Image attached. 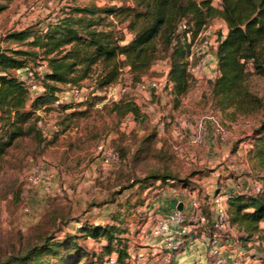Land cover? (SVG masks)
Returning a JSON list of instances; mask_svg holds the SVG:
<instances>
[{"label":"rangeland","instance_id":"374dc122","mask_svg":"<svg viewBox=\"0 0 264 264\" xmlns=\"http://www.w3.org/2000/svg\"><path fill=\"white\" fill-rule=\"evenodd\" d=\"M211 1L215 5L219 3V0ZM89 3L118 5L119 0L0 1L6 4L0 11V39L27 27L44 30L69 6ZM205 27L201 36L207 34L209 41L225 36L228 31L226 23L218 18L210 20ZM29 40L2 41L1 44L11 50H29L26 45ZM169 52L158 46V58L143 76L156 79L157 89H143L139 84L141 80L133 82L125 67L118 81L102 90L93 92L92 80H84L77 97L71 89L80 87L59 85L57 96L62 98V103L35 111L41 118L38 126L44 141L37 143L32 137L18 139L4 156L0 168V263L26 255L41 245L44 237L60 240L66 234L80 236L77 230L84 223L115 225L125 230L126 233L118 236L126 240L130 254L139 248L140 230L146 224V228L152 229L158 220L148 219L147 209L152 200L165 191L174 190L186 199L188 211L190 202L197 200L208 216L212 198L222 195L229 187L242 193L244 185L248 188L247 194H251V187L259 181L263 170L256 166L255 160L249 159L248 151L253 144L249 138L263 116L262 111L240 115L233 113L232 108L221 110L214 104L206 81L217 75L215 59L208 62L196 79H189L192 86L185 94L176 97L173 83L168 82L167 77ZM27 68L28 71L12 72L24 82L29 97L34 98L43 91L41 76L46 67L36 59L28 62ZM246 72L247 89L264 100V78L255 73L251 61L246 63ZM79 98L82 101H78ZM120 100L135 104L139 116L136 119L133 115L118 117L112 112V104ZM65 106L72 108L64 111ZM209 117L222 125L223 136L214 131ZM199 122H205L208 134H212L213 144L209 148L204 144L208 134L200 144L191 141ZM100 146L117 150L118 162L103 166ZM40 166L51 168V184L29 182L31 174ZM255 166L257 168L253 169ZM163 173L187 180L188 186L183 188L178 182L151 180L135 183ZM182 217L181 225L190 223L187 212ZM262 231L264 237V228ZM194 235L205 245L209 233L203 236L204 240L200 232ZM228 235L245 251L239 262L254 254L264 260V242L260 239L241 242L236 229ZM78 242L97 251L106 243L84 237H79ZM203 254L204 261L194 264H207L208 254L206 251Z\"/></svg>","mask_w":264,"mask_h":264},{"label":"trees","instance_id":"16d2710c","mask_svg":"<svg viewBox=\"0 0 264 264\" xmlns=\"http://www.w3.org/2000/svg\"><path fill=\"white\" fill-rule=\"evenodd\" d=\"M5 8L6 4H0V11ZM214 18L223 20L228 28L227 34L218 38L217 75L207 81L214 104L221 110L232 108L233 113L240 115L259 110L263 113L258 126L252 129L249 139L253 144L248 151L249 159L263 170L258 181L261 191L231 194L226 202L227 216L233 229L240 233L241 242H264L260 227L264 221V100L246 86L248 61L255 73L264 78V0H219L216 5L211 0H119L118 5L103 6L89 3L69 6L44 30L27 27L0 39V168L18 139L44 141L38 126L41 118L35 111L52 107L59 85L82 88L81 83L91 79L95 92L116 83L125 67L131 80L139 82L157 60L161 46L170 50L167 77L173 83V94H185L192 86L187 73V34L194 39ZM181 24L185 25L184 30L179 29ZM28 39L29 50H11L1 44ZM36 59L44 62L46 69L41 76L43 91L32 98L24 82L12 71H28L27 63ZM70 108L65 106L63 110ZM111 111L118 117L129 113L134 119L139 116L137 106L126 100L114 102ZM148 180L188 186L187 180H178L169 173L152 174L135 183ZM208 210L210 216L202 212L211 230V202ZM77 232L80 236L66 234L60 240L44 237L42 244L26 255L0 264H131L127 242L118 236L125 230L115 225L84 223ZM79 237L106 243L97 251L80 245Z\"/></svg>","mask_w":264,"mask_h":264},{"label":"built area","instance_id":"2783aa9c","mask_svg":"<svg viewBox=\"0 0 264 264\" xmlns=\"http://www.w3.org/2000/svg\"><path fill=\"white\" fill-rule=\"evenodd\" d=\"M206 27L204 26L200 33L191 40V37L187 34V39L190 44L189 54L187 55V73L190 79H196L199 73L205 68L211 59H215V54L217 51L218 38H213V40H208V35L201 32L204 31ZM180 30L185 29V25L181 24L179 26ZM216 60V59H215ZM215 65V63H214ZM215 69V68H214ZM216 72V71H215ZM140 86L143 89L153 90L158 88L157 80L154 78L142 77L140 81ZM93 90V87H91ZM82 92V88L73 87L71 93L77 97ZM62 103V98L57 96L56 101L53 106H57ZM132 116L131 113L126 115V118ZM211 121L213 129L219 135H224L225 131L222 125L216 119L212 117L207 118ZM208 127L204 123H198L195 126L192 134L191 141L196 144H200L203 141L205 135H207ZM100 159L103 166L112 165L118 162L119 152L113 149H107L103 146L99 147ZM53 180V174L51 168L48 166H40L35 173L31 174L29 182L32 184L41 183L49 185ZM48 187V186H47ZM261 191L260 182H254L251 187L250 193L257 194ZM242 193H248V188L245 187ZM231 194L222 193L216 195L211 200V230L209 231L206 223L207 219L205 214L201 210V204L197 200H192L189 205V211L187 215L190 219V223L181 225L183 222L184 213L181 210L175 209L168 218L158 219L152 226L153 234L160 238V249L165 250L166 254L161 259L159 264H173L172 257L182 246L186 247V243L191 245L187 238V235L194 231L195 229H202L204 232L209 231V236L205 244V251L208 254V259L205 261L207 264H263L262 260L258 255H253L242 259L244 256V250L238 244L230 238L228 234L232 233L234 230L231 226L228 216H227V199ZM186 214V213H185Z\"/></svg>","mask_w":264,"mask_h":264},{"label":"crops","instance_id":"0c3cea01","mask_svg":"<svg viewBox=\"0 0 264 264\" xmlns=\"http://www.w3.org/2000/svg\"><path fill=\"white\" fill-rule=\"evenodd\" d=\"M208 81V80H207ZM206 81V82H207ZM78 101H82L80 98ZM210 133V132H209ZM212 134L206 136L204 144L205 147L209 148L213 144L211 139ZM244 184V183H243ZM246 186L242 185V188ZM185 189H183L184 191ZM227 194H237L238 190L234 187H229L225 190ZM181 204V211L186 213L188 211V203L186 199H183L178 193L171 191H165L162 195H158L152 200L148 206V219H165L168 218L170 214L176 209V207ZM149 225V224H148ZM147 224L140 230L141 234L137 237L140 240L139 248H137L133 253H130V262L132 264H159L161 259L165 256V250L160 249V238L153 234L151 228H146ZM260 227L264 228V221L260 223ZM200 232V238L208 234L209 231L204 232L202 229L196 230ZM196 231L191 232L186 239H188L191 245H187L179 253H174L172 257L173 264H194L197 261H204L205 245L200 243V240L196 238ZM204 240V239H203Z\"/></svg>","mask_w":264,"mask_h":264},{"label":"water","instance_id":"95a60500","mask_svg":"<svg viewBox=\"0 0 264 264\" xmlns=\"http://www.w3.org/2000/svg\"><path fill=\"white\" fill-rule=\"evenodd\" d=\"M177 209H178V210H180V209H181V204H179V205L177 206Z\"/></svg>","mask_w":264,"mask_h":264}]
</instances>
